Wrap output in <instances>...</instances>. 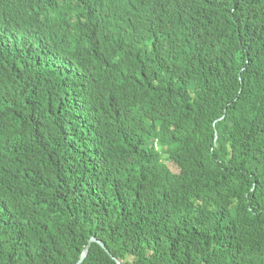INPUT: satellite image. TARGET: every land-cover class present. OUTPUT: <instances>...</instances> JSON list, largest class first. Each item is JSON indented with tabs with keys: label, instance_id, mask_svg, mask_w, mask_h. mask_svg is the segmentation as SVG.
Wrapping results in <instances>:
<instances>
[{
	"label": "trees",
	"instance_id": "trees-1",
	"mask_svg": "<svg viewBox=\"0 0 264 264\" xmlns=\"http://www.w3.org/2000/svg\"><path fill=\"white\" fill-rule=\"evenodd\" d=\"M93 237L264 264V0H0V264Z\"/></svg>",
	"mask_w": 264,
	"mask_h": 264
},
{
	"label": "water",
	"instance_id": "water-1",
	"mask_svg": "<svg viewBox=\"0 0 264 264\" xmlns=\"http://www.w3.org/2000/svg\"><path fill=\"white\" fill-rule=\"evenodd\" d=\"M93 243H97V244H99L103 249H105V250L108 252V249L106 248V246L104 245V243L101 242L100 240H98L96 237H93V238L90 240L88 246L85 248V250H84V252H83V254H82V257H81V259L79 260V262H78L77 264H83V263H84V261L87 259L88 255H89V251H90L91 246H92ZM115 260H116V259H115ZM116 261H117V260H116ZM117 263H118V264H121L119 261H117Z\"/></svg>",
	"mask_w": 264,
	"mask_h": 264
}]
</instances>
